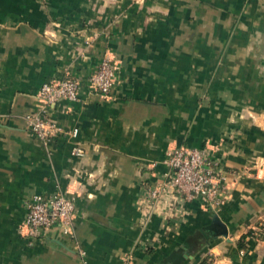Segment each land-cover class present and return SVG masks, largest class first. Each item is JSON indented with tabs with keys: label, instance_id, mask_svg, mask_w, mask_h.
<instances>
[{
	"label": "crops",
	"instance_id": "obj_1",
	"mask_svg": "<svg viewBox=\"0 0 264 264\" xmlns=\"http://www.w3.org/2000/svg\"><path fill=\"white\" fill-rule=\"evenodd\" d=\"M117 65L107 98L89 75ZM75 77L78 100L47 108L43 83ZM224 168L215 211L153 196L170 150ZM80 149L81 153H75ZM63 191L75 234L31 238L26 203ZM264 264V0H0V264Z\"/></svg>",
	"mask_w": 264,
	"mask_h": 264
},
{
	"label": "built area",
	"instance_id": "obj_2",
	"mask_svg": "<svg viewBox=\"0 0 264 264\" xmlns=\"http://www.w3.org/2000/svg\"><path fill=\"white\" fill-rule=\"evenodd\" d=\"M117 65L109 57H104L98 67L87 79L88 89L102 97H109L117 81ZM81 80L66 77L42 84L38 98L41 110L29 115L28 121L32 133L43 141H50L61 132V128L47 113V108L60 100L75 101L79 98ZM75 153H81L76 149ZM167 170L162 174L157 186L151 193L159 196L166 192L175 194L181 200L200 199L206 208L215 211L224 203L228 193L224 168L211 159L204 149L180 146L170 150L166 158ZM24 225L31 238L58 226L63 234L75 239L76 204L74 199L63 191L51 194H35L26 203ZM77 251L86 264V252L76 243ZM122 264H133L126 257Z\"/></svg>",
	"mask_w": 264,
	"mask_h": 264
},
{
	"label": "trees",
	"instance_id": "obj_3",
	"mask_svg": "<svg viewBox=\"0 0 264 264\" xmlns=\"http://www.w3.org/2000/svg\"><path fill=\"white\" fill-rule=\"evenodd\" d=\"M201 264H210L209 262H207V261H204V262H202Z\"/></svg>",
	"mask_w": 264,
	"mask_h": 264
}]
</instances>
